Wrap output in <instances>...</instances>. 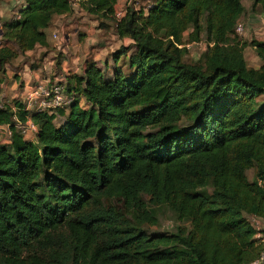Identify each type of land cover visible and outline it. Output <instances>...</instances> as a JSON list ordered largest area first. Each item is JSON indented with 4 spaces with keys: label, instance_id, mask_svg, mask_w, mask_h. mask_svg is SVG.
Masks as SVG:
<instances>
[{
    "label": "trees",
    "instance_id": "obj_1",
    "mask_svg": "<svg viewBox=\"0 0 264 264\" xmlns=\"http://www.w3.org/2000/svg\"><path fill=\"white\" fill-rule=\"evenodd\" d=\"M78 1L133 45L112 77L91 62L67 79L73 102L55 113L1 104L12 135L0 143V264H252L264 250L249 219H264V41L235 34L244 0H141L120 20L119 0ZM25 3L5 25L0 68L74 12V0ZM203 35L208 50L188 61ZM29 119L36 141L18 126ZM158 206L175 231L153 228Z\"/></svg>",
    "mask_w": 264,
    "mask_h": 264
},
{
    "label": "rangeland",
    "instance_id": "obj_2",
    "mask_svg": "<svg viewBox=\"0 0 264 264\" xmlns=\"http://www.w3.org/2000/svg\"><path fill=\"white\" fill-rule=\"evenodd\" d=\"M146 5H148V2L141 0H119L116 10L122 11L125 15L129 8L139 10L142 6L145 7ZM244 5L246 11L240 21L245 24L246 31L239 37L240 40L248 42L254 39L264 41V13L261 10V7L258 6V8L253 9V2L251 0H245ZM101 21L102 20L95 15L82 9L80 2L77 0H74L73 14L67 17L55 18V23L53 25L55 29L51 31L52 33L55 32L52 37L49 34L50 38H53V44L48 51L43 53L44 56L42 58L43 65H48L47 67L43 66L44 82L49 83L48 80L52 79L55 82L52 84L50 83V85H54L60 81H63L62 84L65 83L67 85V79L65 78L66 73L62 68V63L66 60L70 65L74 64V66L77 67V72L74 73L83 74L86 65L89 62L94 61L97 63L98 67L106 72L107 76H113L114 69L117 65L115 55L121 49L132 47L133 44L131 40L127 38L123 39L118 35L115 21L104 19L103 22L106 23V26H103ZM56 33L59 38L55 37ZM80 33H84V35L79 36ZM188 35L189 34L187 33L186 36L188 37ZM188 45L189 51L186 59L190 62L199 61L202 55L208 50L205 35H203L200 41L189 43ZM133 51L134 49L131 48L128 51V55ZM72 57L73 59H71ZM245 57L251 67H258L262 64V60L253 46H248L245 49ZM33 58L35 57H32L31 55L29 57H21V59L25 61H28L29 59L32 60ZM125 61H128L127 56L122 57L119 60V65L124 69L127 68V65L125 66L124 63ZM9 66L10 67L8 68L11 69L10 71H17L15 69L17 67L16 61H12ZM7 71L6 65L4 68H0V104H5L7 102L8 96L6 93L10 91V89L16 87L14 91L17 93L19 92L17 83L20 81L21 76L13 75L10 77V75L7 74ZM72 71H75V69ZM21 99L22 98H20V100ZM21 101L23 102V99ZM82 105H86L85 101H82ZM62 121L63 119L61 117H57L56 124L58 125ZM248 176L250 180L254 181L256 179V168L250 169L248 171ZM202 192L207 196L213 194L211 186L203 189ZM154 211L158 216V224L153 226V228L171 232L175 231L177 226L180 225L176 215H174L167 206L155 207ZM257 218L258 217L254 216L249 217L252 223L255 221L254 219ZM261 221H264V219L261 218ZM263 227L264 222H262V228Z\"/></svg>",
    "mask_w": 264,
    "mask_h": 264
},
{
    "label": "crops",
    "instance_id": "obj_3",
    "mask_svg": "<svg viewBox=\"0 0 264 264\" xmlns=\"http://www.w3.org/2000/svg\"><path fill=\"white\" fill-rule=\"evenodd\" d=\"M25 5H26L25 0H0V11L2 13L3 25L5 26V25L9 24L10 22H12L13 20H15V18L18 15H20V13H21L20 10L22 8H24ZM71 14H73V13H71ZM71 14L58 15L56 17H67ZM55 18H54V20H55ZM54 20H53L52 24L50 25V27L47 28V30H46L48 45L37 44L34 49L27 51L25 54H20L17 58L13 59L12 61H16V66H17L15 68L17 70L16 72H14L13 70L10 71L11 69L8 68V67H10L9 64L12 61L8 65L6 64V69L8 70L7 74L10 75V77L13 75H20L21 77H20V81L17 83V86L19 87V92L17 93L14 91V89L16 87L13 89H10V91H8L6 93V95L8 96V98H7L8 100L5 104L13 106L14 102L16 100H18V98L19 99L22 98L23 101H26L25 97L30 92V90L33 88V86L36 85L38 82H41L44 80L43 66L47 67L48 65L47 64L43 65L42 58L44 56L43 53L48 51L50 49V46H52V44H53V40H52L53 38H50V35L52 37L53 33L55 32V31L53 33L51 32L55 29L53 26L55 23ZM83 35H84V33L79 34V36H83ZM124 39H126V38H124ZM30 55L32 57H35V58H33L32 60L29 59L28 61L21 59L22 56H28L29 57ZM71 59H73V57ZM92 62H94V61H92ZM90 63L91 62H89L86 65V67L84 68L83 74L86 71V69ZM260 66H258L256 68H259ZM62 68H63L64 72L66 73V76H65L66 79H69L74 75H83L81 73H74V72H77V67H75L74 64L70 65L69 62H67V60L62 63ZM74 69H75V71H72ZM48 81L51 84L53 82H55L52 79H50ZM2 84H4V83H2ZM10 131H11V128L9 125L0 126V143L9 144L11 142ZM25 137L28 140L36 141L37 140V132H29ZM263 234H264V231H263Z\"/></svg>",
    "mask_w": 264,
    "mask_h": 264
},
{
    "label": "built area",
    "instance_id": "obj_4",
    "mask_svg": "<svg viewBox=\"0 0 264 264\" xmlns=\"http://www.w3.org/2000/svg\"><path fill=\"white\" fill-rule=\"evenodd\" d=\"M115 15L117 19L120 20L124 16V13L122 11L116 10ZM19 18L20 15H18L15 18V20ZM4 28L5 26L3 25L2 22V13L0 11V47L3 44ZM245 31H246L245 24L242 21L238 22L235 27L236 36L239 37L242 36L245 33ZM55 37L59 38L57 33ZM210 45L212 44L210 43ZM61 82L62 81L54 85H50V83L48 82L41 81L38 82L36 85H34L33 88L30 90V92L25 97L27 102V109L30 111L44 110L50 113H55L60 108H65L68 105H71V103L73 102V98L71 96L66 95L65 83L62 84ZM18 126L24 135H27L29 132L38 131V126L31 119H29L26 123H19ZM10 135H12V131H10ZM254 220L255 221L252 224L257 230L256 238L259 239L260 242L264 244V234H263L264 227L262 228V222L264 221H261L260 217ZM252 264H264V250L261 253V255Z\"/></svg>",
    "mask_w": 264,
    "mask_h": 264
},
{
    "label": "water",
    "instance_id": "obj_5",
    "mask_svg": "<svg viewBox=\"0 0 264 264\" xmlns=\"http://www.w3.org/2000/svg\"><path fill=\"white\" fill-rule=\"evenodd\" d=\"M4 33V32H3Z\"/></svg>",
    "mask_w": 264,
    "mask_h": 264
}]
</instances>
